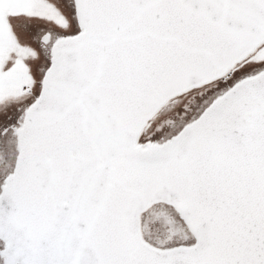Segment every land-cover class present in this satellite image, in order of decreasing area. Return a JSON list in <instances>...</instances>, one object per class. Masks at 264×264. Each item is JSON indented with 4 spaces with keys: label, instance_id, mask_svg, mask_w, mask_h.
<instances>
[{
    "label": "snow or ice",
    "instance_id": "6c2138e0",
    "mask_svg": "<svg viewBox=\"0 0 264 264\" xmlns=\"http://www.w3.org/2000/svg\"><path fill=\"white\" fill-rule=\"evenodd\" d=\"M0 264H264V0H0Z\"/></svg>",
    "mask_w": 264,
    "mask_h": 264
}]
</instances>
